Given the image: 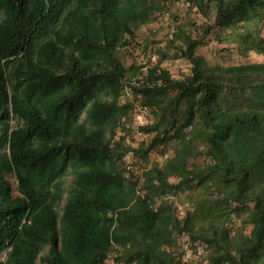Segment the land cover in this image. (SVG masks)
<instances>
[{
  "label": "trees",
  "instance_id": "obj_1",
  "mask_svg": "<svg viewBox=\"0 0 264 264\" xmlns=\"http://www.w3.org/2000/svg\"><path fill=\"white\" fill-rule=\"evenodd\" d=\"M169 2L0 0V264H264V60H248L264 56V0H185L203 23L126 67ZM210 34L239 61L199 54ZM172 45L180 78L161 65ZM123 91L152 120L118 151Z\"/></svg>",
  "mask_w": 264,
  "mask_h": 264
},
{
  "label": "rangeland",
  "instance_id": "obj_2",
  "mask_svg": "<svg viewBox=\"0 0 264 264\" xmlns=\"http://www.w3.org/2000/svg\"><path fill=\"white\" fill-rule=\"evenodd\" d=\"M185 0H170L166 12L156 16L155 19L150 22L140 25L136 29V42L131 51L123 50L120 52V57L124 65L127 67L131 65L133 62L136 64H142L147 62L146 60L154 61L153 51L156 47L165 48L168 39L170 38L173 28L179 22L183 20L186 22V30L190 32L193 29V25H201L203 23V19L195 12L191 11V16L184 19V15H186L185 9ZM174 15V16H173ZM175 16L177 18H175ZM196 29V28H195ZM264 32V27L261 30V33ZM193 35L200 37L199 32H194ZM146 39V43L148 44L146 49L143 51V44H137L138 40ZM222 44L215 42L213 39V35L210 34L207 38L204 39L203 44L199 45L197 48V52L206 57L209 63L216 62H236L239 61L238 56L234 51L230 49L223 50ZM174 45L168 48V57L163 59L161 65L169 70V72L173 75V77H182L185 73L188 72L189 66L188 63L182 58H173L172 55L175 53ZM232 52V53H231ZM149 56V57H148ZM248 60L251 61H262L264 60V56L262 55H249ZM128 91V90H127ZM127 91H123L120 96V101H131L132 107L130 108L128 115L125 118H122L123 126L119 128L116 136L112 140V146L117 147V150L120 151L122 148L127 146L136 147L138 144L147 141L148 135L140 132L138 130V126L148 123L152 120V115L149 110H143V107L140 104L133 100ZM121 136L123 138H121ZM119 142V144H117ZM150 162H158L162 163L163 157H160L156 152H151L149 155ZM135 157H132L130 153L123 155L119 162L122 163L127 171H132L133 173H138V168L135 162ZM201 159H195V162H200ZM131 165V166H130ZM140 171V170H139ZM130 173V172H129ZM128 175V173L126 172ZM72 178L71 173H67L64 176L65 185L69 184L70 179ZM66 196V195H65ZM65 201V200H64ZM60 202L62 207L63 202ZM58 206V207H59ZM60 207V208H61ZM60 212V209H58ZM180 245L183 249V254L186 259L187 255L190 253V249H192L191 243L188 241L186 237H181L179 239ZM192 256V255H191ZM105 264H115L110 260L106 261ZM187 264H203V261L198 257L192 256L187 260Z\"/></svg>",
  "mask_w": 264,
  "mask_h": 264
},
{
  "label": "built area",
  "instance_id": "obj_3",
  "mask_svg": "<svg viewBox=\"0 0 264 264\" xmlns=\"http://www.w3.org/2000/svg\"><path fill=\"white\" fill-rule=\"evenodd\" d=\"M143 110L145 111V108H143ZM196 250H197V253H201L202 252V245L201 244L197 245Z\"/></svg>",
  "mask_w": 264,
  "mask_h": 264
},
{
  "label": "crops",
  "instance_id": "obj_4",
  "mask_svg": "<svg viewBox=\"0 0 264 264\" xmlns=\"http://www.w3.org/2000/svg\"><path fill=\"white\" fill-rule=\"evenodd\" d=\"M262 34L264 35V32H262Z\"/></svg>",
  "mask_w": 264,
  "mask_h": 264
}]
</instances>
